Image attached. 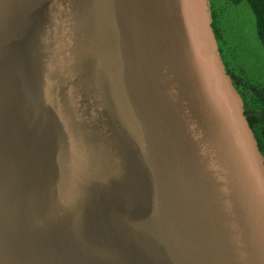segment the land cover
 Instances as JSON below:
<instances>
[{
    "label": "water",
    "instance_id": "water-1",
    "mask_svg": "<svg viewBox=\"0 0 264 264\" xmlns=\"http://www.w3.org/2000/svg\"><path fill=\"white\" fill-rule=\"evenodd\" d=\"M210 0H0V264H264V155Z\"/></svg>",
    "mask_w": 264,
    "mask_h": 264
},
{
    "label": "rangeland",
    "instance_id": "rangeland-1",
    "mask_svg": "<svg viewBox=\"0 0 264 264\" xmlns=\"http://www.w3.org/2000/svg\"><path fill=\"white\" fill-rule=\"evenodd\" d=\"M210 1L214 10L220 13L223 33L229 35L225 54L235 66V72L264 83V46L257 36L253 9L247 2Z\"/></svg>",
    "mask_w": 264,
    "mask_h": 264
},
{
    "label": "trees",
    "instance_id": "trees-1",
    "mask_svg": "<svg viewBox=\"0 0 264 264\" xmlns=\"http://www.w3.org/2000/svg\"><path fill=\"white\" fill-rule=\"evenodd\" d=\"M234 3L241 4L247 2L254 11L256 18V30L259 40L264 46V0H231ZM213 27L221 44L223 56L228 65L230 74L235 80V84L242 93L245 101L246 116L256 135L261 152L264 155V83L257 82L255 79L243 77L235 72V66L231 64L226 57V49L230 42L229 35L224 34L221 28L220 13H217L214 8Z\"/></svg>",
    "mask_w": 264,
    "mask_h": 264
}]
</instances>
